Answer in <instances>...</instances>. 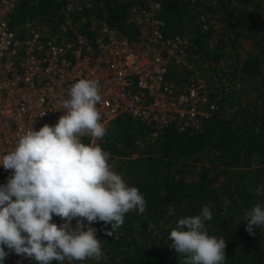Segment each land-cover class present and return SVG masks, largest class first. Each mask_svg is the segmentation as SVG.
Segmentation results:
<instances>
[{"label": "trees", "instance_id": "trees-1", "mask_svg": "<svg viewBox=\"0 0 264 264\" xmlns=\"http://www.w3.org/2000/svg\"><path fill=\"white\" fill-rule=\"evenodd\" d=\"M144 1L17 0L9 25L21 35L25 25L64 37L74 29L92 41L105 23L131 37V15ZM155 1L163 36L189 35L193 53L207 65L202 73L225 76L228 86L229 76L238 71L262 84L261 96L227 118L213 114L196 132L170 126L159 133L127 114L110 122L102 148L116 156L117 172L138 188L146 206L143 213H125L121 227L107 236L108 261L179 264L180 255L168 247V232L178 218L196 215L207 205L212 218L205 228L209 235L223 236L225 264H264V228L254 227L250 235L241 221L253 205L264 203L255 194L264 184V0ZM69 20L71 28L66 27ZM243 41H251L256 51L239 55L236 46ZM229 59L233 72L218 73L221 61ZM174 76V71L168 74ZM214 176L216 184L210 180ZM97 223L100 230L103 222Z\"/></svg>", "mask_w": 264, "mask_h": 264}, {"label": "built area", "instance_id": "built-area-1", "mask_svg": "<svg viewBox=\"0 0 264 264\" xmlns=\"http://www.w3.org/2000/svg\"><path fill=\"white\" fill-rule=\"evenodd\" d=\"M144 2L130 18L133 36L101 23L91 41L74 29L64 37L25 25L21 35L9 25L17 0H0V155L11 151L31 127L54 124L63 114L58 108L69 86L79 78L99 81L101 101L96 107L106 131L123 114L159 133L170 126L177 131L202 129L228 91L225 78L202 73L189 35L165 38L157 17L160 3ZM66 27H72L70 20ZM171 71L175 76L170 78ZM81 139L98 144L89 136ZM102 149L117 171L116 156ZM8 175L0 166V183ZM53 220L60 222L55 216ZM91 226L98 228L96 223ZM96 235L105 236L101 229ZM18 261L37 264L11 252L5 264ZM74 264L97 261L86 258Z\"/></svg>", "mask_w": 264, "mask_h": 264}, {"label": "clouds", "instance_id": "clouds-1", "mask_svg": "<svg viewBox=\"0 0 264 264\" xmlns=\"http://www.w3.org/2000/svg\"><path fill=\"white\" fill-rule=\"evenodd\" d=\"M100 101L97 79L75 80L57 121L31 127L0 155V166L9 171L0 183V264L10 252L37 264H74L86 258L99 264L101 239L91 225L103 222L101 230L112 236L125 213L145 211L143 194L113 169L108 153L81 139L105 135L96 107ZM255 194L264 199V184ZM211 218L210 208L202 205L198 214L176 220L168 247L180 255L179 264H225L223 236L209 235L205 228ZM241 221L250 235L254 227L264 228V203L253 205Z\"/></svg>", "mask_w": 264, "mask_h": 264}, {"label": "rangeland", "instance_id": "rangeland-1", "mask_svg": "<svg viewBox=\"0 0 264 264\" xmlns=\"http://www.w3.org/2000/svg\"><path fill=\"white\" fill-rule=\"evenodd\" d=\"M236 50L239 53V55H244L247 52H255L256 48L251 41H243L237 44ZM230 62L231 59L226 60L225 62L221 61L220 63L221 66L218 70V73L223 72L224 74L225 70H230L231 72H233V67L230 64ZM198 65L201 70H205L207 66L205 62L202 63L201 61H199V57H198ZM262 70H263L262 75H264V67H262ZM208 73H210V71H208ZM229 78L231 79V84H228L227 86L228 91L225 93L226 95L224 96V99L220 101L222 103L218 104V109H217V113L222 117H226V118L233 111L240 112L242 108H245L249 105L252 106L255 102H259V97L261 96L260 91L262 87L261 83H254L253 82L254 80H252L249 77H246L245 75H242L238 71H235L234 74H231ZM225 81H227V79H225ZM108 138H109V130L105 132V135L102 138L98 139V144L102 146V142H104ZM183 175L186 176L187 178L190 177V174L186 172ZM217 178L216 176H214L210 180L213 181L212 182L213 184H216L218 182ZM96 224L98 225V223ZM98 229L99 228H97V230ZM98 239H101V248L103 252V259L101 261H105L106 263L109 258V254H107L106 252L107 247L105 246V241L107 239V236L105 235L104 237L102 236L99 237ZM107 240H109V238ZM108 248H110V246H108ZM108 264H113V263L108 261Z\"/></svg>", "mask_w": 264, "mask_h": 264}]
</instances>
